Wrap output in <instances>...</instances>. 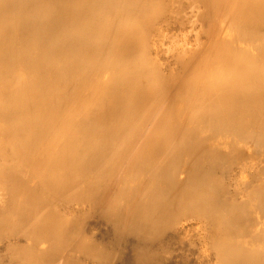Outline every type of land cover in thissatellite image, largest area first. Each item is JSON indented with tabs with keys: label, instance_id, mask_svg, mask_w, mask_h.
Returning a JSON list of instances; mask_svg holds the SVG:
<instances>
[{
	"label": "bare ground",
	"instance_id": "obj_1",
	"mask_svg": "<svg viewBox=\"0 0 264 264\" xmlns=\"http://www.w3.org/2000/svg\"><path fill=\"white\" fill-rule=\"evenodd\" d=\"M0 264H264V0H0Z\"/></svg>",
	"mask_w": 264,
	"mask_h": 264
}]
</instances>
